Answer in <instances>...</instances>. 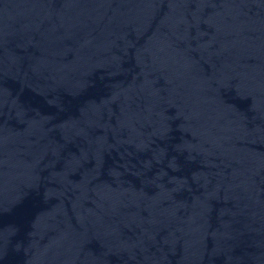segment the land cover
Listing matches in <instances>:
<instances>
[{"label": "water", "instance_id": "obj_1", "mask_svg": "<svg viewBox=\"0 0 264 264\" xmlns=\"http://www.w3.org/2000/svg\"><path fill=\"white\" fill-rule=\"evenodd\" d=\"M0 264H264V0H0Z\"/></svg>", "mask_w": 264, "mask_h": 264}]
</instances>
